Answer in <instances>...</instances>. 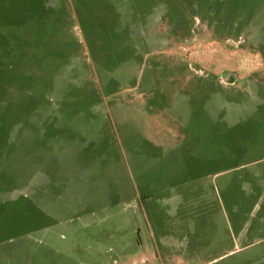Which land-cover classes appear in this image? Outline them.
<instances>
[{
  "label": "rangeland",
  "instance_id": "rangeland-1",
  "mask_svg": "<svg viewBox=\"0 0 264 264\" xmlns=\"http://www.w3.org/2000/svg\"><path fill=\"white\" fill-rule=\"evenodd\" d=\"M0 264H264V0H0Z\"/></svg>",
  "mask_w": 264,
  "mask_h": 264
},
{
  "label": "crops",
  "instance_id": "crops-1",
  "mask_svg": "<svg viewBox=\"0 0 264 264\" xmlns=\"http://www.w3.org/2000/svg\"><path fill=\"white\" fill-rule=\"evenodd\" d=\"M166 246L172 249V245L171 244H166Z\"/></svg>",
  "mask_w": 264,
  "mask_h": 264
},
{
  "label": "water",
  "instance_id": "water-1",
  "mask_svg": "<svg viewBox=\"0 0 264 264\" xmlns=\"http://www.w3.org/2000/svg\"><path fill=\"white\" fill-rule=\"evenodd\" d=\"M234 78L236 77V75L233 76ZM231 75H227V79H230Z\"/></svg>",
  "mask_w": 264,
  "mask_h": 264
},
{
  "label": "trees",
  "instance_id": "trees-1",
  "mask_svg": "<svg viewBox=\"0 0 264 264\" xmlns=\"http://www.w3.org/2000/svg\"><path fill=\"white\" fill-rule=\"evenodd\" d=\"M232 79H233V78L231 77L230 80L232 81Z\"/></svg>",
  "mask_w": 264,
  "mask_h": 264
}]
</instances>
